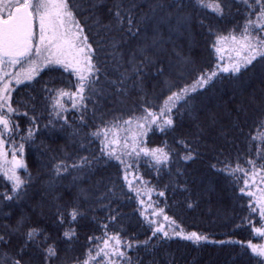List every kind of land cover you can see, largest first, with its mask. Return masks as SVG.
Wrapping results in <instances>:
<instances>
[{"label":"snow or ice","instance_id":"snow-or-ice-1","mask_svg":"<svg viewBox=\"0 0 264 264\" xmlns=\"http://www.w3.org/2000/svg\"><path fill=\"white\" fill-rule=\"evenodd\" d=\"M214 178L246 242L172 212ZM0 185V264H176L174 240L264 264V0H0Z\"/></svg>","mask_w":264,"mask_h":264},{"label":"trees","instance_id":"trees-1","mask_svg":"<svg viewBox=\"0 0 264 264\" xmlns=\"http://www.w3.org/2000/svg\"><path fill=\"white\" fill-rule=\"evenodd\" d=\"M196 46L192 48V54L197 60L198 65L202 66L208 63L206 52L204 50V41L199 33L195 36ZM45 80L49 77L45 76ZM56 86H63V82L59 79L56 80ZM227 95L223 99H227ZM219 102V98H211L207 101L210 107L215 106ZM163 137L156 133L155 136L150 135L149 142L152 146H155L160 142ZM61 140L59 144H63ZM58 147V145H53ZM71 151V148H69ZM27 160L30 168L35 173V166L39 163L35 152L27 153ZM196 171H193L192 176H199L204 172L203 162L193 166ZM146 178L147 173H145ZM215 186L217 188L216 194L211 199L208 197H202L200 199L199 206L195 209H186L183 204L177 203V206L172 209V212L177 216L179 220H182L183 226L187 230H198L209 235L212 240H244L250 238L248 230H235L234 223L238 222V216L240 214V208L231 199V194L228 189L227 181L223 178H214ZM166 182V178L164 180ZM2 185H0V191H2ZM171 198V193L169 194ZM186 193L177 192L175 194V200L177 202L182 201L186 196ZM196 192L193 191V198H195ZM122 211L126 214H132V207L126 206L122 208ZM86 230L81 231V241L83 244V237ZM254 242H256L254 240ZM79 250V245H77ZM171 251L176 259V264H233V257L236 252L239 251L238 246L235 245H218V244H204L199 248L190 245L187 242L174 240L170 242Z\"/></svg>","mask_w":264,"mask_h":264}]
</instances>
